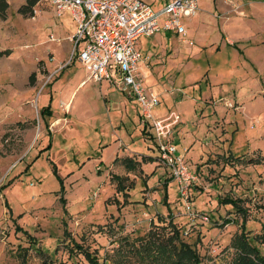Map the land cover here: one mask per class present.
Masks as SVG:
<instances>
[{
    "label": "rangeland",
    "instance_id": "obj_1",
    "mask_svg": "<svg viewBox=\"0 0 264 264\" xmlns=\"http://www.w3.org/2000/svg\"><path fill=\"white\" fill-rule=\"evenodd\" d=\"M6 1L0 264H88L73 243L99 264H152L139 259V243L169 235L159 228L167 213L198 264H229L245 240L264 256V0H199L196 15L183 19L185 36L139 39L147 56L137 63L141 84L157 97L151 117L163 103L166 115L178 114L168 139L192 175L182 197L133 107L114 100L123 93L85 83L72 92L70 109L56 106L85 75L61 38L69 18L50 16L43 0L30 13L17 11L24 0ZM48 102L50 115L40 114ZM227 154L243 160L226 162Z\"/></svg>",
    "mask_w": 264,
    "mask_h": 264
},
{
    "label": "built area",
    "instance_id": "obj_2",
    "mask_svg": "<svg viewBox=\"0 0 264 264\" xmlns=\"http://www.w3.org/2000/svg\"><path fill=\"white\" fill-rule=\"evenodd\" d=\"M43 1L55 17L68 13L73 21L74 31L67 38L71 43L69 58L78 59L88 79L106 82L134 100L140 125L155 143L157 160L168 170L177 184L176 193L182 197L192 175L174 143L168 139L178 114L169 111L163 118L151 117L150 109L156 105L157 97L141 84L137 69L140 55L135 41L139 36L160 31L185 36L180 19L196 14L199 0H170L158 9L140 0ZM34 12L32 10L31 18ZM49 39L53 40L51 35Z\"/></svg>",
    "mask_w": 264,
    "mask_h": 264
},
{
    "label": "trees",
    "instance_id": "obj_3",
    "mask_svg": "<svg viewBox=\"0 0 264 264\" xmlns=\"http://www.w3.org/2000/svg\"><path fill=\"white\" fill-rule=\"evenodd\" d=\"M35 2L36 0H24L23 3L17 8V11L20 13L28 11L30 13ZM6 7L7 1L0 0V19L5 18ZM3 52L4 51H0V55L3 54ZM32 77L33 73H30L28 76V81H31ZM45 110L47 111L48 107L41 108L40 114H43ZM221 158L226 162L243 160L241 157L232 156L231 154H227L225 157L221 156ZM51 171L54 175H56L53 164H51ZM56 177L58 176L56 175ZM122 189L123 188H120V191H122ZM220 203L230 204V206L233 207L235 211H239V208H235V206H237L236 201L228 197H223ZM242 211L243 210H240L239 212L242 213ZM167 215L169 216L167 224L160 225L159 228L163 230L165 226L169 227V235L162 239L159 238L158 241L143 239L144 243H139L140 247L142 246V253L137 254L140 257L139 259L142 261L143 258L145 263L152 264H198V255L188 243L180 239L178 229L169 220L170 215L168 213ZM156 237L159 236L156 235ZM244 240L245 238L242 239V241ZM261 241H264V238H262ZM73 247L75 248L76 252L83 256L88 264H99L96 260V257L81 245L73 243ZM134 248L138 249V245ZM140 255H144V257H141ZM170 257H172L173 260H171ZM229 264H264V256L260 255L257 249L249 245L245 240L243 244L239 243L236 246L234 256L230 260Z\"/></svg>",
    "mask_w": 264,
    "mask_h": 264
},
{
    "label": "crops",
    "instance_id": "obj_4",
    "mask_svg": "<svg viewBox=\"0 0 264 264\" xmlns=\"http://www.w3.org/2000/svg\"><path fill=\"white\" fill-rule=\"evenodd\" d=\"M141 1V0H140ZM163 1V4H165L166 2H168V1H170V0H162ZM163 4H160V5H158L157 6V8H160V6L161 5H163ZM149 6L151 5V4H148ZM46 6V5H45ZM47 8H46V11H47V13L50 15V16H54L53 14H52V12L50 11V8H49V6H46ZM151 7V6H150ZM153 9V8H152ZM67 16L68 18H69V20H70V24H71V29H70V32H68V33H65V32H63V33H65V34H63V33H61V38H63V40H66L68 43H69V41H68V37L70 36V35H72V33H73V31H74V23H73V21L71 20V18H70V16L68 15V13H62L59 17H55V18H61V17H63V16ZM196 15V14H195ZM194 15V16H195ZM194 16H192V17H194ZM184 18H191V17H182L181 19H180V21H181V23L183 24V19ZM183 26H184V24H183ZM184 29L186 30V27L184 26ZM186 32V31H185ZM157 33H160L162 36H170V34L172 33L173 35L175 34V33H173V32H168V31H160V32H157ZM154 34H156V32L155 33H153L152 35H154ZM151 36V35H150ZM175 36H177V37H179L178 35H176L175 34ZM143 37H148V36H139V37H137V39H136V41H135V48H136V50L139 52V55H140V59H139V61L137 62V63H139L140 62V60H143L144 62H145V58L147 57L145 54H141V52H140V44H139V39L140 38H143ZM158 37V36H157ZM53 38V37H52ZM159 38V37H158ZM53 40H54V38H53ZM53 40H51V41H53ZM227 42V44H229L231 41L230 40H227L226 41ZM155 47L153 46V44L151 43V46L147 49V50H149V49H151V51H149L148 52V54H152L153 53V51L155 50L154 49ZM66 51H67V49H66ZM54 52V51H53ZM68 52H70V51H68ZM62 57V56H61ZM58 59V58H57ZM60 59H62V58H60ZM72 59V58H71ZM70 59V60H71ZM70 60H69V62L67 63V64H65V65H63V68H65V67H67L68 65H70L71 63H70ZM76 62H78L79 64H80V62L78 61V59L76 58ZM81 66V65H80ZM138 67V66H137ZM83 68V67H82ZM56 69V74H60V71L62 70V67H57V68H55ZM84 69V68H83ZM84 71H85V69H84ZM75 73V72H74ZM73 74V73H72ZM32 82H33V77L31 78V81H28V83L29 84H32ZM103 82V81H102ZM85 83H90V84H95L93 81H91V80H89L88 79V77H87V73H86V71H85V75L83 76V77H81V78H79V79H77L76 80V82H75V85H74V88H73V90H71V92L67 95V97L66 98H64V97H58L57 98V100H56V106L58 107V101H60V102H62L63 104H65V108H69L70 109V105H71V101H70V99H71V94H72V92L76 89V88H80V87H82L83 85H85ZM100 83V82H99ZM104 84H105V89H104V91L105 92H115V91H117L114 87H112V86H109L106 82H104ZM59 93V92H58ZM48 97H50V95H48ZM114 100H116V103L118 104V105H120L122 102L123 103H126V104H128V106H130V107H133V111H134V114L137 116V107H136V104H135V102H134V100L131 98V97H129V96H126V95H124V99L122 98V97H120V98H118V97H115L114 96ZM156 105H158L157 103H156ZM162 105V104H161ZM163 109H162V113L161 114H159V115H156V114H154V118L155 119H160V118H163L165 115H166V113H167V109H168V107L163 103ZM44 107H48V110L46 111H44L43 112V115H46V116H49L50 115V103L48 102L45 106H42V108H44ZM154 108V106H152L151 107V109H150V112L152 113V109ZM153 114V113H152ZM48 145V146H47ZM45 147H47V149L49 148V143H47L46 145H45ZM51 163V162H50ZM51 164H53V163H51ZM53 166H54V164H53Z\"/></svg>",
    "mask_w": 264,
    "mask_h": 264
}]
</instances>
